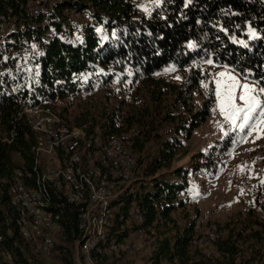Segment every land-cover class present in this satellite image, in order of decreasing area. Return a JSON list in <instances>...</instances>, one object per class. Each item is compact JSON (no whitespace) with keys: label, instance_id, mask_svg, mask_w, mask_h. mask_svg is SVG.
Wrapping results in <instances>:
<instances>
[{"label":"trees","instance_id":"obj_1","mask_svg":"<svg viewBox=\"0 0 264 264\" xmlns=\"http://www.w3.org/2000/svg\"><path fill=\"white\" fill-rule=\"evenodd\" d=\"M25 2L0 0V18L10 9L19 13ZM71 9H89L94 19L85 25V42L78 46L67 43L62 29ZM19 26L15 34L0 37L1 176L10 177L15 166L33 165L35 133L24 119H18L22 105L39 98L105 91L101 107L88 105L70 123L88 124L90 131L98 126L103 136L138 129L132 151L146 167L113 207L117 229L126 223L121 216L129 217L133 204L144 212L146 241L152 240L154 246L147 264H264L260 196L264 186L245 213L215 222L214 253L209 256L193 243L200 211L190 204L189 176L198 170H215L218 160L201 153L194 157L193 166L171 171L178 158L189 154V139L209 119L215 104L211 85L201 110L195 111V94L208 83L209 73L194 67V62L207 65L205 61L211 60L264 86V0H162L147 13L136 0H63L56 13L47 17L24 13ZM30 40L39 42L42 53L24 59V42ZM24 61L30 67L19 71ZM168 69L177 70L171 74L176 77L183 71L182 78L171 79ZM110 86L116 89L106 91ZM126 93H131V101ZM11 132L12 143L3 142V135ZM19 155L24 162L19 163ZM54 208L62 210L63 223L52 233L51 255L43 251L40 239H25L17 228L5 248L15 251L25 264L30 259L32 264H76L75 245L81 235L78 208L57 203ZM17 216L8 186L0 183V229L6 222L15 226ZM13 240L23 252L12 248ZM119 255H96L95 260L115 264Z\"/></svg>","mask_w":264,"mask_h":264},{"label":"built area","instance_id":"obj_2","mask_svg":"<svg viewBox=\"0 0 264 264\" xmlns=\"http://www.w3.org/2000/svg\"><path fill=\"white\" fill-rule=\"evenodd\" d=\"M139 1L153 9L162 0ZM61 3L63 0H26L18 9L19 13L15 14L10 9L0 18V37L18 32L24 13L26 16L47 17L56 13ZM93 21L89 9L68 11L62 25L67 43L74 46L83 44L85 25L93 24ZM49 33L53 35L54 31ZM24 46L27 50L23 54L24 59L28 54L39 56L42 53L38 41H25ZM29 67L28 61H24L18 65V70L25 71ZM95 93V90H90L49 99L39 98L32 104L22 105L18 119H24L35 133L31 147L34 161L31 168L15 166L10 177L0 175V183L8 186L11 203L18 211L15 226L6 222V227L0 229V264H25L15 251L5 248V241L14 236L15 228L25 239H40L43 251L47 255L52 254L55 245L52 233L60 230L63 223L62 210L54 208L56 203L59 207L75 205L78 208L81 235L76 240V264H98L96 255L144 251L147 236L141 207L133 204L129 217L121 216L126 223L119 229L113 207L134 181L140 179V172L146 167L138 162L132 151L139 136L138 129L131 127L122 133L103 136L98 126L90 131L88 124L75 126L70 123L73 107ZM3 136V142L12 143V132ZM17 160L24 162L21 155ZM194 225L197 232L194 245L211 256L214 253L212 241L216 238L212 215L200 212ZM132 229H136V238L130 240L126 233ZM10 244L12 248L24 251L17 240L10 241ZM149 252L151 255L153 247ZM29 261L32 264V259Z\"/></svg>","mask_w":264,"mask_h":264},{"label":"rangeland","instance_id":"obj_3","mask_svg":"<svg viewBox=\"0 0 264 264\" xmlns=\"http://www.w3.org/2000/svg\"><path fill=\"white\" fill-rule=\"evenodd\" d=\"M136 2L141 11L150 10L143 2L139 0ZM193 66L209 73L207 74L209 81L205 84L207 86H201L195 94L193 101L195 111L201 110L211 85L215 95V104L211 109L212 114L209 119L196 129L189 139V154L178 158L171 171L193 166L194 157L201 153L213 154L216 161L218 160V167L210 172L198 170L196 174H190L188 197L192 206L198 207L200 212H208L212 215L214 224L215 222L223 223L231 217H236L240 212L245 213L256 202L257 194L264 186V124H260L258 129L249 136L233 130L231 124L224 119L220 112V101L216 96L217 82L223 89L224 84L229 82L228 77L235 76L241 84L247 83L249 87L254 89L260 87L258 83L245 79L238 72L221 67L214 62L207 65L194 62ZM172 72L167 73L171 79L179 80L182 78L181 72L183 74V71L179 72L178 77L171 75L178 72L177 70ZM221 72L225 73L223 77L218 75ZM109 88L116 89L115 86H110L105 88L106 91H110ZM104 92L99 91L94 96H88L84 101L76 104L71 113V120L88 105L92 107L95 104L96 107H101L105 103ZM234 92L237 96L243 94L241 89H234ZM126 95L129 98L128 101H131V93H126ZM257 99L264 102V95L258 96ZM236 102L242 104L239 100ZM184 114L187 113L184 112ZM165 174L168 175L169 171ZM137 181H134L133 185ZM260 196L263 201L264 192ZM151 241L148 240L146 246L143 245L144 251L136 254H121L119 257H115V264H147L151 256L150 248L154 247ZM75 248L77 250V244ZM52 264L58 263L52 262Z\"/></svg>","mask_w":264,"mask_h":264},{"label":"snow or ice","instance_id":"obj_4","mask_svg":"<svg viewBox=\"0 0 264 264\" xmlns=\"http://www.w3.org/2000/svg\"><path fill=\"white\" fill-rule=\"evenodd\" d=\"M205 62L212 64L211 60ZM174 70L168 69V71ZM218 75L223 77L225 73L221 72ZM228 81L224 84L223 89L217 82L216 96L220 101V112L224 119L231 124L233 130L249 136L258 129L260 124H264V102L257 99L258 96L264 95V86L254 89L247 83L241 84L235 76H229ZM234 89H241L243 94L237 96ZM237 100L242 104H237ZM225 134L227 135V133Z\"/></svg>","mask_w":264,"mask_h":264},{"label":"crops","instance_id":"obj_5","mask_svg":"<svg viewBox=\"0 0 264 264\" xmlns=\"http://www.w3.org/2000/svg\"><path fill=\"white\" fill-rule=\"evenodd\" d=\"M149 11L150 10L147 9V11L145 13H147ZM135 238H136V233L134 232V230L128 231V233H127V239L133 240Z\"/></svg>","mask_w":264,"mask_h":264}]
</instances>
